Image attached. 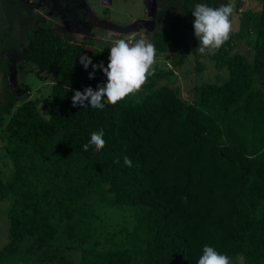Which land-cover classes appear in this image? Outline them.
<instances>
[{"label": "trees", "instance_id": "obj_1", "mask_svg": "<svg viewBox=\"0 0 264 264\" xmlns=\"http://www.w3.org/2000/svg\"><path fill=\"white\" fill-rule=\"evenodd\" d=\"M76 1L59 4L78 11L82 3ZM259 1L251 59L231 54L224 43L214 58L228 79L196 82L186 97L175 71L153 68L139 91L115 105L73 107L74 91L107 83L99 70L89 79L92 66L85 70L79 58L86 55L105 67L109 61H98L89 45L75 43L71 32L40 16H30L24 30L0 43V72L8 79L19 59L51 86L46 117L32 100L12 110L18 101L12 90L0 104V120L8 116L0 137L13 169L11 179L0 180V204L13 197L0 264H198L206 245L230 264L237 258L264 264V0ZM200 3L219 7L217 0L182 3V19L150 37L156 53L173 56L174 66L181 59L173 52L187 53L180 24ZM100 130L105 145L96 151L89 141ZM125 156L132 167L125 166ZM91 202L130 213V229L118 230L119 246H90L98 218ZM63 251L79 252L80 258L75 263Z\"/></svg>", "mask_w": 264, "mask_h": 264}, {"label": "rangeland", "instance_id": "obj_2", "mask_svg": "<svg viewBox=\"0 0 264 264\" xmlns=\"http://www.w3.org/2000/svg\"><path fill=\"white\" fill-rule=\"evenodd\" d=\"M19 1L24 0H2L1 6L7 9L6 12H8V16L3 17L4 23L9 25L15 23L17 25L15 15L19 7L23 6V3H18ZM33 1L34 4H31L34 7L31 9L32 14L46 17L49 23L64 27L67 20L65 21L64 17H61V14L71 13L74 15V19L72 18V20L76 22V27H74L77 31L73 33V41L89 45L90 48L97 52L98 61H109V48L116 40L125 39L133 41L134 39H144L146 42H150L153 31H158L161 34L169 32L170 24L182 19L180 6L182 3L189 2V0H84L85 2L80 0L82 5H80V8H77L78 11L75 8L68 7L65 12L66 6L60 5L58 0H47V2L52 4V7H49L44 0ZM217 2L219 7L226 4L233 6V14L230 17L232 24L231 35L239 34L241 36L238 39L229 36V39L226 41L229 44L228 50L231 54L240 52L251 59L252 46L256 37L254 31L258 26L257 17L260 10V1L217 0ZM84 3H86L89 9ZM163 7L167 8V10L162 11ZM210 7L212 6L210 5ZM193 10H189L190 16L187 21L180 24V32L185 37L184 44L187 45V53L181 55L180 53L173 52L175 59H181V63L174 66L173 56L170 53H156L151 67V69L156 68L162 71L168 69L175 71L178 78V87L184 97L187 96L189 87L196 82L222 84L228 79L227 69L221 67L218 60L214 58L217 50H215L214 54L209 53L207 50L205 54H201L196 50L199 41L194 35V28L190 25L194 23V17L191 14ZM26 12L28 13V10L24 11L21 9L20 14L23 16L27 15V19L29 20L31 15L29 16ZM77 17L79 18L78 21L76 20ZM11 39H13L12 36ZM4 52H7V49H4ZM197 65L200 66V72L196 71ZM11 69L12 83L7 78L9 86L6 82L7 75L0 72V104L3 102V95L7 91L12 90L18 97V101L12 110L24 100H32L37 102L39 113L46 117L45 100H47L51 91L50 84L39 79L19 59L14 61ZM7 119L8 116L4 115L0 120V136L3 134ZM3 146L4 144L0 137V180L8 181L11 179L13 169L11 160L7 156ZM12 199L13 197L9 195L0 204V248L8 241L7 211ZM90 208L98 216L94 220V241L96 243L90 246L96 249L119 246L121 236L118 230L123 229L124 225H127V228L130 229V219L132 218L130 213L122 208H110L96 202H91ZM62 255L75 263L80 258L79 252L75 251H63ZM236 264H242V260L237 258Z\"/></svg>", "mask_w": 264, "mask_h": 264}, {"label": "clouds", "instance_id": "obj_3", "mask_svg": "<svg viewBox=\"0 0 264 264\" xmlns=\"http://www.w3.org/2000/svg\"><path fill=\"white\" fill-rule=\"evenodd\" d=\"M233 10L231 4L221 5L218 8L202 3L195 6L191 14L194 17V35L199 41L196 48L199 53L205 54L207 50L214 54L215 50L221 48L229 39L232 31L230 17ZM109 50L107 67L103 62L92 64L91 58L86 55L79 58L85 70L89 65L92 66L93 70L89 73V79H94L95 72L99 70L103 72L107 83L98 84L96 89L86 87L83 91H74L73 107L87 108L90 106L93 109L102 110L105 106L104 101L115 105L130 94L139 91L145 84L147 77L151 74L150 69L156 56V49L152 43L144 39L133 41L120 39L114 41ZM103 136V130L91 134L89 144L94 145L96 151L101 150L105 145ZM89 144L83 146L85 151L88 150ZM114 163H119V161H114ZM124 164L132 167V161L127 156L124 157ZM184 199L186 200V197ZM198 264H230V260L228 256L219 254L214 248L206 245Z\"/></svg>", "mask_w": 264, "mask_h": 264}, {"label": "flooded vegetation", "instance_id": "obj_4", "mask_svg": "<svg viewBox=\"0 0 264 264\" xmlns=\"http://www.w3.org/2000/svg\"><path fill=\"white\" fill-rule=\"evenodd\" d=\"M44 1H46L45 3H47L49 5V7H52V4L50 2H47V0H44ZM82 1L85 2L84 0H82ZM1 3H2V0H0V43L1 42H4V43L7 42L9 38L11 39V36L18 35V33L20 31H22V30L25 29L24 21L27 19V15L26 16L25 15L23 16L22 14H20L21 9L24 10V11L25 10H28V13L27 12L26 13L29 16L30 15L31 16H38V17L40 16L43 19H45V21H47V18L44 17V16H42V15H33L32 14L31 9H33L34 7H32L31 4H34V1L33 0H24V1H19L18 2V3H23V6L22 7H19V10H18V12L15 15V21H16L17 25L15 23H12L10 25L9 24H6V23H4L3 17L8 16L7 15L8 12H6L7 9H4L1 6L2 5ZM58 3H59V0H58ZM84 4L86 5V3H84ZM86 7L89 9V7L87 5H86ZM66 8H67V6L65 7V12L67 10ZM162 11H165L164 10V7L162 8ZM58 16H60V15H58ZM62 16L64 17V20L65 21L67 20L66 21L67 24L65 23V26L64 27H62L61 25H58V24L49 23L48 21H47V23L51 24L52 26H56L57 25V26L61 27L64 31L71 32V34L73 35V33L76 32L77 30H75V27H76L75 24H76V22H74L72 20L71 13H68V14L63 13V14H61V17ZM12 28H13V30H12ZM8 36H10V37L8 38ZM5 53H7V52H4V50H3L2 54L4 55ZM13 64H14V62L12 63V65H11L10 68H12ZM6 79H7V77H6Z\"/></svg>", "mask_w": 264, "mask_h": 264}, {"label": "water", "instance_id": "obj_5", "mask_svg": "<svg viewBox=\"0 0 264 264\" xmlns=\"http://www.w3.org/2000/svg\"><path fill=\"white\" fill-rule=\"evenodd\" d=\"M11 75H12V69L10 68V70H9V82L10 83H12V81H11Z\"/></svg>", "mask_w": 264, "mask_h": 264}]
</instances>
